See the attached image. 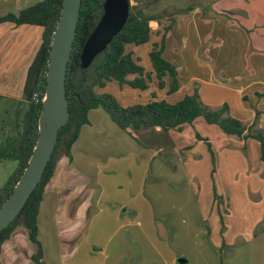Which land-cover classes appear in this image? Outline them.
<instances>
[{
	"label": "crops",
	"instance_id": "obj_1",
	"mask_svg": "<svg viewBox=\"0 0 264 264\" xmlns=\"http://www.w3.org/2000/svg\"><path fill=\"white\" fill-rule=\"evenodd\" d=\"M39 1L42 0H0V15L17 14ZM156 7V11L166 10L170 14L181 10L173 14L174 22L165 37V40L174 38L173 51L166 59L177 66L178 82L183 67L187 69L190 82L187 93L196 89L202 104L210 108L226 104L231 117L246 126L255 120V128L264 132V0H158ZM151 23L155 24L151 28L157 30L169 21L163 18ZM42 30L35 24L0 23V97L14 101L15 105L25 102L23 87L41 44ZM179 33L182 37L178 40ZM154 37L146 44L159 42L161 33L156 32ZM225 52L227 56H223ZM132 56L140 64V56L133 52ZM144 69L151 71V64L149 69ZM200 86L228 90L236 101L235 106L228 99H205ZM13 108L14 112L16 106ZM91 110H96L97 117L98 108ZM91 110L89 122L81 126L71 146V160L60 151L40 202L37 226L42 257L38 262L32 260L36 247L26 229L18 225L1 244L0 264L177 263V250L165 242L155 241L156 237H166L161 235L159 225L162 217L171 215L167 207L171 205L161 199L162 174L168 172L171 178L178 169L193 173L203 157L206 161L211 158L216 169L217 147L212 145L208 134L194 128L191 140L186 142L182 132L187 123L167 131L140 127L132 129L131 134L125 132L124 139L112 141L110 133L118 131L108 128L106 132L104 126L94 130L96 119L89 117ZM199 118L202 117L193 122ZM216 132L221 137L220 143L235 137L238 139L227 142L245 148L249 203L262 207L257 212L261 217L264 214V160L260 158L258 141L227 135L221 129ZM165 136L172 141L163 140ZM198 144H205V150L193 152L190 148ZM225 149L228 148L220 146V155ZM218 163L222 169L220 158ZM238 164L239 159L229 168L234 169ZM172 180L168 179L170 187L174 185ZM211 211L218 214L217 206L213 205ZM206 228L212 230L210 224ZM173 231L177 232L175 228ZM228 233L229 229L225 240Z\"/></svg>",
	"mask_w": 264,
	"mask_h": 264
},
{
	"label": "trees",
	"instance_id": "obj_2",
	"mask_svg": "<svg viewBox=\"0 0 264 264\" xmlns=\"http://www.w3.org/2000/svg\"><path fill=\"white\" fill-rule=\"evenodd\" d=\"M103 1L81 0L76 35L65 80L69 120L59 129L57 143L40 182L30 194L17 217L0 232L1 249V244L21 224L26 229L29 240L36 247L31 257L35 262H38L42 257V245L38 240L37 214L45 188L53 176L60 151L71 160V146L78 138L81 126L89 122L88 111L91 109L102 108L121 130L129 134L132 129L140 127H156L167 131L186 123L191 124L196 118L202 117L207 123L216 124L227 135L243 139L248 137L256 139L259 143L260 158L264 160V132L255 128L256 121L254 120L252 124L246 126L228 114L226 104L218 108L203 105L196 89L175 102L157 98L155 93H152L151 98L146 102H133L127 106H121L110 93H98L95 87H104L107 82L112 80L118 82L120 86L127 84L132 88L144 90L148 87L145 77L151 79V73L156 78L158 88H167V94L174 93L179 88L177 66L164 58L163 52L165 37L174 22L173 14L179 13L181 10H176L172 14L162 10L154 14L147 13L138 6L130 7L128 19L122 30L113 37L107 48L95 58L88 68H81L80 52L102 14ZM61 7L62 0H42L23 8L17 14L0 15V23L9 21L16 25L35 24L43 28L41 44L28 68L23 87L25 100L23 132L19 139H11L0 147V160L6 158L17 161L16 168L0 188V206L10 195L20 178L38 136V117L42 111V102H34L32 95L34 92L43 94L45 91L50 45ZM163 18L169 23L162 26V29L153 30L150 21L160 22ZM156 32L161 33V38L159 42L150 44L148 57L151 71H145L138 60L133 58L132 51H126V45L146 44ZM129 75L135 76L129 79ZM213 196L215 199V192Z\"/></svg>",
	"mask_w": 264,
	"mask_h": 264
},
{
	"label": "rangeland",
	"instance_id": "obj_3",
	"mask_svg": "<svg viewBox=\"0 0 264 264\" xmlns=\"http://www.w3.org/2000/svg\"><path fill=\"white\" fill-rule=\"evenodd\" d=\"M156 2L158 0L143 2L130 0V7L138 6L147 12L156 14L159 13L156 11ZM150 26L154 27L155 24L151 23ZM180 37L182 35L179 33L176 38L179 40ZM173 39L171 38L164 42V58H169L173 51V46L171 45ZM126 46V51H132L137 56H140L141 66L146 69L150 68V61L146 53V49L149 48L150 44L137 46L128 44ZM184 46L186 47V45ZM227 55L228 52L223 54V56ZM177 58H180L178 54ZM186 70L184 66L180 72L179 90L171 94L166 93V87L163 89L158 88L154 74L151 79L145 77V82L148 87L144 90L132 88L127 84L120 86L115 80L107 82L104 87H95V90L98 93L112 94L121 106H127L133 102H144L151 98L152 93H155L157 98H165L169 102H175L187 94L190 88ZM185 72L186 75L184 74ZM132 78L131 75L129 79ZM200 87L205 99L212 101L219 98L220 100L228 99L231 105L235 106L236 101H234V97L230 95L228 90L221 89L218 91L219 89L214 90L211 86L205 88L204 86ZM15 106L16 110L14 113L13 110L15 108L13 107ZM213 108L218 107L214 106ZM24 110V101H20L15 105L14 101L0 97V147L11 139H19L21 137L23 132ZM95 111L91 110L89 117H94L96 115L94 114ZM97 113L99 115L97 114V117H94L96 119L94 130L100 129L101 126L106 127V132L114 128L118 133H110L112 141H117V138L121 137L124 139L125 132L110 119L109 115L102 108L99 107ZM193 128L199 133L208 134L206 136L211 137L213 140L212 145L217 147L215 149L216 159L214 161L216 162V169L213 161L211 162V158H208L206 161L203 157V161L194 167L193 173H190L192 176L188 172H185L184 169H178L174 176L171 175V178H169L170 175L168 172L167 174H162L161 185L164 191H162L161 199L171 205H167L171 215L161 218L162 220L159 225L163 233L161 235L166 237H156V243L165 242L168 246L177 250L176 256L187 260L184 264H264V214L259 217L257 212L262 207L255 206L253 205L254 203H249L251 199L247 191L248 180L246 179V167L244 164V157L247 158V154L244 152L245 148H243V145H237L231 141L227 142L228 140L238 139L235 137H232V139L228 138V140L220 143L219 140L221 137L216 132V129L218 131L220 129L216 125L207 123L203 118H199L191 124L184 125L182 133L184 134L183 139L186 142L191 140L190 133L194 132ZM163 140L172 141L166 136ZM222 145L228 149L222 151L220 155L219 149ZM204 146L205 144H198L190 149L193 148V152L197 150L203 151L205 150ZM115 152L113 151L112 154H116ZM224 154L227 155L225 159L222 156ZM219 158L222 169L220 168V163H218ZM237 159H239V164L234 169L229 168L232 166L233 161L236 163ZM205 163L208 167H206ZM246 164L248 163L246 162ZM16 165L17 161L15 159L2 158L0 160V188L16 168ZM234 170L236 171L235 173ZM168 179H173L171 182L175 186L172 185L170 187ZM214 192L216 194L215 199H213ZM245 197L248 199H245ZM212 199L214 204L211 202ZM70 201H73V199H70ZM225 201L227 204H224ZM213 205L217 206L218 214L216 212L214 214L211 211ZM219 223L220 230H218ZM207 224H210L213 231L206 228ZM174 228L177 232L173 231ZM228 229V239L225 240L224 235ZM173 233H177V237H173ZM130 243L133 246L136 245L132 241ZM97 257L99 256L97 255ZM176 264L180 263L177 262Z\"/></svg>",
	"mask_w": 264,
	"mask_h": 264
},
{
	"label": "water",
	"instance_id": "obj_4",
	"mask_svg": "<svg viewBox=\"0 0 264 264\" xmlns=\"http://www.w3.org/2000/svg\"><path fill=\"white\" fill-rule=\"evenodd\" d=\"M80 7L81 0H62L60 16L50 45L42 111L38 117V136L20 178L0 206V232L17 217L40 182L57 143L59 129L69 120L65 80ZM129 9L130 0L103 1L102 14L80 52L82 69L88 68L122 30L128 19ZM177 262L184 264L187 260L179 257Z\"/></svg>",
	"mask_w": 264,
	"mask_h": 264
},
{
	"label": "built area",
	"instance_id": "obj_5",
	"mask_svg": "<svg viewBox=\"0 0 264 264\" xmlns=\"http://www.w3.org/2000/svg\"><path fill=\"white\" fill-rule=\"evenodd\" d=\"M43 98H44V93L40 94V92H34L32 95V99L34 102H38V101L42 102Z\"/></svg>",
	"mask_w": 264,
	"mask_h": 264
}]
</instances>
